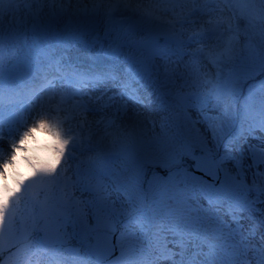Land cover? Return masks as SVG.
Instances as JSON below:
<instances>
[{"label": "snow or ice", "instance_id": "1", "mask_svg": "<svg viewBox=\"0 0 264 264\" xmlns=\"http://www.w3.org/2000/svg\"><path fill=\"white\" fill-rule=\"evenodd\" d=\"M0 264H264V0H0Z\"/></svg>", "mask_w": 264, "mask_h": 264}, {"label": "rangeland", "instance_id": "2", "mask_svg": "<svg viewBox=\"0 0 264 264\" xmlns=\"http://www.w3.org/2000/svg\"><path fill=\"white\" fill-rule=\"evenodd\" d=\"M31 145V144H30Z\"/></svg>", "mask_w": 264, "mask_h": 264}]
</instances>
